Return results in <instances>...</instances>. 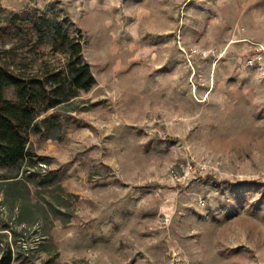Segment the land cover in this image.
<instances>
[{
  "label": "rangeland",
  "instance_id": "rangeland-1",
  "mask_svg": "<svg viewBox=\"0 0 264 264\" xmlns=\"http://www.w3.org/2000/svg\"><path fill=\"white\" fill-rule=\"evenodd\" d=\"M0 5L68 18L96 79L40 116L38 163L0 165V256L264 264V69L245 64L264 44V0ZM13 54L34 72L67 64L48 43Z\"/></svg>",
  "mask_w": 264,
  "mask_h": 264
},
{
  "label": "trees",
  "instance_id": "trees-1",
  "mask_svg": "<svg viewBox=\"0 0 264 264\" xmlns=\"http://www.w3.org/2000/svg\"><path fill=\"white\" fill-rule=\"evenodd\" d=\"M69 25V19L59 15L49 18L37 12L6 14L0 5V38L17 40L12 47L0 51V165L8 169L19 170L38 163L30 134L42 129L40 116L70 103L96 81L90 64L82 57V36L67 32ZM45 43L66 53L64 68L34 72L16 62L15 50ZM11 87L15 89V99L6 96ZM3 178L6 177L0 171V180ZM13 261L11 251L0 256V264Z\"/></svg>",
  "mask_w": 264,
  "mask_h": 264
},
{
  "label": "built area",
  "instance_id": "built-area-1",
  "mask_svg": "<svg viewBox=\"0 0 264 264\" xmlns=\"http://www.w3.org/2000/svg\"><path fill=\"white\" fill-rule=\"evenodd\" d=\"M245 64L250 67L264 69V44H258L255 47V52L247 57Z\"/></svg>",
  "mask_w": 264,
  "mask_h": 264
}]
</instances>
